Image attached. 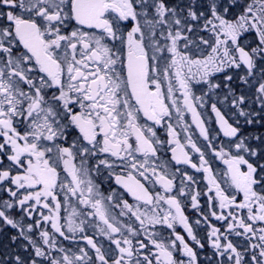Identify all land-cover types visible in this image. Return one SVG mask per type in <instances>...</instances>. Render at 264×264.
Masks as SVG:
<instances>
[{"label":"snow or ice","instance_id":"1","mask_svg":"<svg viewBox=\"0 0 264 264\" xmlns=\"http://www.w3.org/2000/svg\"><path fill=\"white\" fill-rule=\"evenodd\" d=\"M0 264H264V0H0Z\"/></svg>","mask_w":264,"mask_h":264}]
</instances>
